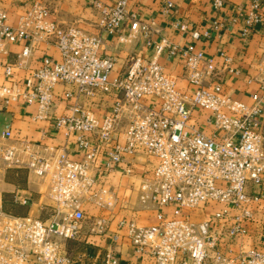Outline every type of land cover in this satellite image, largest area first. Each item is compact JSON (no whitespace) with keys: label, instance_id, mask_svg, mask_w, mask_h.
<instances>
[{"label":"built area","instance_id":"2783aa9c","mask_svg":"<svg viewBox=\"0 0 264 264\" xmlns=\"http://www.w3.org/2000/svg\"><path fill=\"white\" fill-rule=\"evenodd\" d=\"M223 5L224 0H210L213 10ZM91 6L96 32L61 25L38 1L29 3L14 25L0 9V41L23 46L16 63L4 66L6 77L14 79V70L27 66L37 42L58 52L57 59L47 54L40 59L23 89L0 86L2 105L36 103L35 117L46 118L57 96L55 86L70 84L73 90L65 95L73 103L52 119V126L72 138L81 153L72 159L65 149L24 139L8 144L3 140L10 130L1 131L0 160L45 179L49 208L44 220L0 209V264H70L66 242L81 236L83 203L102 211L112 208L108 175L131 156L145 157L144 166L150 165L139 174V201L158 209L153 225L120 223L136 253L149 255L154 264H264V217L254 213L264 200V45L252 78L259 91L250 94L247 104L225 91L219 78L239 73L225 50L208 55L191 42L173 43L159 35L154 18L139 19L129 0H91ZM173 8L174 2L166 0L159 13L169 16ZM237 20L239 39L246 43L264 25V2L249 0L228 18V26L212 23L227 28ZM170 25L188 34L185 22L177 19ZM103 33L154 52L149 58L127 56L114 73L116 61L104 52ZM188 35L197 39L200 32ZM162 56L181 60L180 76L166 70L159 62ZM180 77L191 89L178 86ZM105 97L112 102L102 111L85 105ZM198 111L209 113L210 135L191 126L190 117ZM124 172L132 174L128 167ZM105 226L106 217H94V231L102 233ZM99 264L119 260L109 249Z\"/></svg>","mask_w":264,"mask_h":264},{"label":"crops","instance_id":"0c3cea01","mask_svg":"<svg viewBox=\"0 0 264 264\" xmlns=\"http://www.w3.org/2000/svg\"><path fill=\"white\" fill-rule=\"evenodd\" d=\"M38 1L43 3L50 10V17L61 25H77L78 27L96 32V15L91 6V0H0V9L5 11L8 21L16 24L18 18L24 13L26 6ZM166 0H129V7L137 13L139 19L154 18L160 28L159 35L173 43L184 45L191 42L196 48L202 49L208 55H215L218 49H223L232 58L233 64L239 69L235 76L219 74L223 81L225 91L231 92L234 98L250 104V94L258 92V83L252 78L256 73V57L264 45V25L257 27L246 43L239 39V29L241 21L237 20L229 27H213L212 22H222L228 26V18L236 17L238 9L244 7L249 0H224V5L219 10H213L210 0H172L174 8L169 16L163 17L159 13V8ZM264 2V0H262ZM114 0H107V3ZM181 20L187 25L188 34L197 30L200 36L197 39L191 38L188 34L174 30L170 25L173 20ZM208 31L209 36L204 32ZM104 41V52L114 56L116 65L114 73H119L124 65L127 56L135 53L141 57L149 58L153 54V49L142 43L135 46L134 43H118L116 36L102 34ZM22 44L0 41V86H16L24 88V80L28 74L35 69L40 59L49 55L54 59L58 58V52L53 45H46L37 42L33 45L30 56L26 59L27 66L23 69L14 70V79L8 78L4 74L5 65H14L18 54L22 50ZM159 62L165 66L166 70L181 75L182 64L180 59L170 60L164 56L159 58ZM251 80V81H248ZM181 88L191 89L186 81L181 77L177 80ZM70 84H58L55 86V102L48 110L46 118H36V103L25 104L23 101L10 102L4 107L0 100V133L3 129L10 130V137L4 139L5 143H17L19 140H27L42 146H52L65 149L67 155L72 159H78L81 155L72 138L66 139L61 130H56L52 126V119L55 116L67 113L71 98L65 95L66 91H72ZM112 99L105 97L102 102L85 103L93 108L104 110L111 105ZM100 111V112H101ZM209 113L198 111L192 113L190 124L195 129L205 135L213 132L211 125L207 124L205 117ZM145 157L131 156L124 159L107 178V185L114 195V205L112 208L102 211L92 202L83 203L84 219L81 222V236L77 240L66 242L67 255L70 264H99L105 252L113 250L118 257L119 264H154L153 259L147 254H138L126 236L125 228L120 223L133 220L140 226H149L157 222L158 209L152 203L143 204L139 201V174L150 169V165L144 166ZM127 162H131V166ZM128 167L132 174L125 173ZM10 168L7 175H3L1 190L10 193L17 205L10 210L7 207L6 213L24 216L37 217L47 214L49 200L47 197V182L25 168ZM148 173V172H147ZM10 174V175H9ZM9 175V176H8ZM1 194V193H0ZM264 197V191H262ZM19 199H26V203H21ZM1 202V201H0ZM255 209V214L264 217V200ZM103 215L106 217V226L102 233L94 231V217ZM257 233H252V239H256Z\"/></svg>","mask_w":264,"mask_h":264},{"label":"rangeland","instance_id":"374dc122","mask_svg":"<svg viewBox=\"0 0 264 264\" xmlns=\"http://www.w3.org/2000/svg\"><path fill=\"white\" fill-rule=\"evenodd\" d=\"M9 169L10 168H7V166L4 163H2V161L0 160V193H1L0 194V201H1L0 202V206L4 210L7 207H9L8 209L10 210L13 206L17 205L15 203L14 197H12V195L10 193H7V192H4V191L1 190V187H2L1 184H2L3 175H7V173L9 172L8 171ZM8 209H6V210H8ZM37 217H39V218H41L43 220L48 218L46 214H44L43 216L39 215Z\"/></svg>","mask_w":264,"mask_h":264}]
</instances>
